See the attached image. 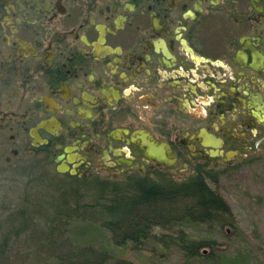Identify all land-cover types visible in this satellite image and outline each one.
Segmentation results:
<instances>
[{"label": "flooded vegetation", "instance_id": "obj_1", "mask_svg": "<svg viewBox=\"0 0 264 264\" xmlns=\"http://www.w3.org/2000/svg\"><path fill=\"white\" fill-rule=\"evenodd\" d=\"M263 146L264 0H0L3 163L173 177Z\"/></svg>", "mask_w": 264, "mask_h": 264}, {"label": "trees", "instance_id": "obj_2", "mask_svg": "<svg viewBox=\"0 0 264 264\" xmlns=\"http://www.w3.org/2000/svg\"><path fill=\"white\" fill-rule=\"evenodd\" d=\"M46 161L33 156L22 166L6 167L11 175L0 173L13 192H4L0 202H6L0 211V264H107L111 249L96 240L102 231L111 246L159 245L181 254L182 264H249L243 250L232 254L218 248L215 238L186 232L204 226L227 237L228 230L238 229L229 205L213 188L223 169L197 163L176 181L163 172L152 178L85 180L58 175ZM36 166L47 171L36 173ZM23 176L27 182L17 190L15 178ZM70 221L82 224L67 232Z\"/></svg>", "mask_w": 264, "mask_h": 264}, {"label": "rangeland", "instance_id": "obj_3", "mask_svg": "<svg viewBox=\"0 0 264 264\" xmlns=\"http://www.w3.org/2000/svg\"><path fill=\"white\" fill-rule=\"evenodd\" d=\"M262 149L260 153L246 158L241 157L232 160L230 165L222 164L215 168L216 171L223 170L220 171L216 185H213V188L219 195H222L227 205H229L238 229L233 233L228 230L227 235L229 236L226 237L214 230L208 232L204 226L186 228V232L194 238L217 239L216 246L226 248L232 254L236 250H243L244 254H248L249 264H264V146ZM24 157V155L20 156L17 159L18 161L10 166L0 160V173L4 171L7 175H11L12 173L5 170V168L11 167L13 164L22 166L25 161ZM48 169L53 170L50 166H48ZM32 170L36 173L47 171L46 168L41 170L38 166ZM187 175L176 172L172 179L175 181L183 180ZM15 180L17 190L21 189L27 182L25 176L16 177ZM4 184L5 182L0 180V202L3 199L4 192L10 195L13 194L11 190H6L8 188H5ZM5 203L4 201V206L0 204V211L6 207ZM80 224L82 222L70 221L66 228L67 232ZM84 227L87 228V225ZM156 232H160V230L157 229ZM96 240L98 244H104L111 249L107 264H112L114 261H127L131 264H182L181 254L172 249L164 251L159 245L155 248L149 245L139 248L133 243L125 242L123 246H111L106 233L103 231L100 238ZM204 250L207 251L208 249L205 248ZM20 251H22L21 255H24L25 251L22 249Z\"/></svg>", "mask_w": 264, "mask_h": 264}, {"label": "water", "instance_id": "obj_4", "mask_svg": "<svg viewBox=\"0 0 264 264\" xmlns=\"http://www.w3.org/2000/svg\"><path fill=\"white\" fill-rule=\"evenodd\" d=\"M164 149H165V148L162 147V146L158 147V153H159V154H164V152H165ZM151 158H152V159L154 158L158 163L163 164V165H172L173 160H174V159H171V160L163 159V156H154V155H153ZM57 169H58L59 171H61V172H64V171H65L64 168H57Z\"/></svg>", "mask_w": 264, "mask_h": 264}]
</instances>
